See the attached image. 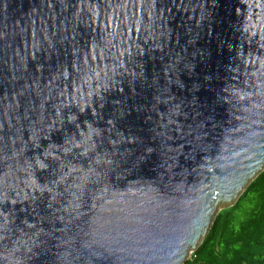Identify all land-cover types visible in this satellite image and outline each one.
I'll return each instance as SVG.
<instances>
[{
	"label": "water",
	"instance_id": "1",
	"mask_svg": "<svg viewBox=\"0 0 264 264\" xmlns=\"http://www.w3.org/2000/svg\"><path fill=\"white\" fill-rule=\"evenodd\" d=\"M264 167V0H0V264H183Z\"/></svg>",
	"mask_w": 264,
	"mask_h": 264
},
{
	"label": "trees",
	"instance_id": "2",
	"mask_svg": "<svg viewBox=\"0 0 264 264\" xmlns=\"http://www.w3.org/2000/svg\"><path fill=\"white\" fill-rule=\"evenodd\" d=\"M183 264H264V167L216 212Z\"/></svg>",
	"mask_w": 264,
	"mask_h": 264
},
{
	"label": "rangeland",
	"instance_id": "3",
	"mask_svg": "<svg viewBox=\"0 0 264 264\" xmlns=\"http://www.w3.org/2000/svg\"><path fill=\"white\" fill-rule=\"evenodd\" d=\"M219 209H220V208H219ZM219 209H218V210H219ZM216 212H217V211H216ZM215 214H216V213H215ZM189 254H190V253H189Z\"/></svg>",
	"mask_w": 264,
	"mask_h": 264
}]
</instances>
